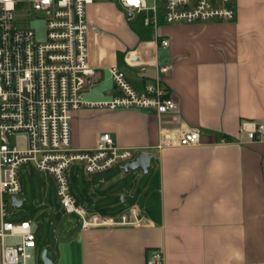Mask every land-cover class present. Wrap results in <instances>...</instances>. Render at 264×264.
I'll list each match as a JSON object with an SVG mask.
<instances>
[{"label":"crops","instance_id":"1","mask_svg":"<svg viewBox=\"0 0 264 264\" xmlns=\"http://www.w3.org/2000/svg\"><path fill=\"white\" fill-rule=\"evenodd\" d=\"M146 3L157 6L156 24H142L146 30L134 27L133 14L143 18L148 9L130 12L118 0L87 4L88 59L100 77L83 88V97L121 94L110 66L143 92L156 66L167 65L161 84L178 109L161 117L140 108L72 110V147H91L108 132L117 145L135 147V156L147 151L151 159L145 172L124 170V163L94 173L71 170L73 164L66 170L86 217L117 218L135 206L141 222L83 227L78 215L70 224L41 202L35 218L56 219L48 258L51 264H147L148 252L158 248L163 264H264V131L255 139L239 131L243 122L264 124V0H234L231 20L190 23L165 22L163 0ZM160 38L169 44L161 46ZM161 125L195 128L200 141L157 148Z\"/></svg>","mask_w":264,"mask_h":264},{"label":"built area","instance_id":"2","mask_svg":"<svg viewBox=\"0 0 264 264\" xmlns=\"http://www.w3.org/2000/svg\"><path fill=\"white\" fill-rule=\"evenodd\" d=\"M94 0H0V264H29L35 236L29 220L5 219L11 197H18V170L29 162L55 182L58 201L65 212H74L83 227L117 224L138 225L135 206L117 218L93 214L86 217L70 192L67 168L81 162L87 173L100 172L134 159L135 147L117 145L108 132H100L91 147L74 148L70 142V112L83 106L110 109H152L157 116L178 109V102L161 84L167 65L155 68V77L135 91L116 66L108 67L120 95L91 101L83 88L98 81L100 74L88 59L89 22L85 6ZM234 0H163V20L190 23L231 20ZM128 11L150 10L144 25L156 24V4L146 0H118ZM41 21L39 29L32 24ZM159 44L166 47L167 38ZM243 122L239 127L249 139L259 138L264 124ZM24 135L25 146L10 142L11 135ZM220 138V142H225ZM200 141L195 128L160 126L155 147L194 144ZM144 151V150H143ZM132 218H129V214ZM16 238L17 241H13ZM147 264H163L160 249L148 252Z\"/></svg>","mask_w":264,"mask_h":264},{"label":"rangeland","instance_id":"3","mask_svg":"<svg viewBox=\"0 0 264 264\" xmlns=\"http://www.w3.org/2000/svg\"><path fill=\"white\" fill-rule=\"evenodd\" d=\"M113 1L116 2V0ZM156 3L159 4V1H157ZM86 7L87 5L85 6V12ZM133 16L134 27L139 28L141 30H146L147 28L142 25L143 23L141 15L138 13H134ZM32 24L34 26H37L39 29H41L42 27L41 21L33 20ZM95 87L96 85H93L91 89L93 90ZM9 140L11 143H13L19 148L25 146V137L22 134L11 135L9 136ZM82 166L83 165L81 162H76L70 167L71 170H73V168H77V171L79 172L80 167ZM18 174L21 182V192L18 194V197L25 198V200L18 207H13L8 203L6 207L5 219H9L11 221L30 219L36 239V252L35 254H32V258L28 260V263L31 264L33 262H36L37 264H43L41 258V251L46 248L47 256H51V245L54 243L52 236L53 231L56 228V219L53 218L52 220L51 217V221L47 222V219L45 218H35V214L39 209L38 205L43 202V204L45 205L44 208H54L58 211L59 215L62 214L66 222H69L70 224L76 223L78 216L74 212L65 213L64 211V214L62 213V210L64 209L58 201L55 182L50 174L36 170L30 162L28 164L21 165L19 167Z\"/></svg>","mask_w":264,"mask_h":264},{"label":"water","instance_id":"4","mask_svg":"<svg viewBox=\"0 0 264 264\" xmlns=\"http://www.w3.org/2000/svg\"><path fill=\"white\" fill-rule=\"evenodd\" d=\"M151 159V154L147 151H141L137 156L134 157V159L124 162L122 165V168L124 170L127 169H135V168H140L144 172L147 170V167L149 165ZM25 198L18 199L16 197H11V206L13 207H18L20 206ZM41 258L43 261V264H51L50 258L46 255V249H43L41 252Z\"/></svg>","mask_w":264,"mask_h":264}]
</instances>
